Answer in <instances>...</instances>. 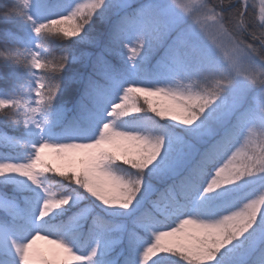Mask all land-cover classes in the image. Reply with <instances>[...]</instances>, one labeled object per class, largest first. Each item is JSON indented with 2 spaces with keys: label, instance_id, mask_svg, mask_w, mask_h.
Masks as SVG:
<instances>
[{
  "label": "trees",
  "instance_id": "1",
  "mask_svg": "<svg viewBox=\"0 0 264 264\" xmlns=\"http://www.w3.org/2000/svg\"><path fill=\"white\" fill-rule=\"evenodd\" d=\"M210 1L212 9L220 6L229 9L238 26L240 20L248 24L246 29L250 34L245 35L239 28L238 35L255 39L257 45L260 39L264 40V25H249L251 21L242 15L241 1ZM65 3L66 0H0V96L15 98L25 93L29 97L28 105L0 107V155L22 160L29 158L28 142L40 138L41 134L40 129L32 124L37 104L39 117L48 125V140L80 136L97 128L102 124L108 106H111L107 113L112 126L138 124L142 137L154 138L102 154V163L127 182L123 196L119 191L108 195L97 193L90 188L82 171L60 169L43 159L46 166L42 171L43 185L56 200L58 211L40 222L33 220L38 212V192L19 186L0 170V193L12 204L11 211L0 209V224L19 235L29 233L37 226L40 231L61 234L80 247L88 243L97 225L102 244L101 249L93 254V264H134L142 240L132 232L117 236L122 225L116 222L120 215L115 214L129 212L145 200L142 214L129 224L145 238L155 241L153 257H156H152L150 264L227 262L248 245L263 216L254 217L245 224H229L223 240L193 237L189 244L168 246L150 230L152 223L171 225L175 215L170 209L177 211L178 203L180 206L189 204L193 196L190 189L199 186L205 177L202 172L208 171L226 151L229 145L224 146L223 139L237 126L239 128L240 121L234 120L227 133L220 135L223 138L218 136L204 146L181 174L164 178L155 173L177 151L189 125L183 126L169 118L158 103L135 91L134 86L131 88L134 110L122 111L118 103L110 102L119 78L147 79V74L157 72L160 60L172 66L177 75L185 74L194 87L221 96L226 78L217 59L191 40H174L160 15L144 13L140 26L135 27L132 39H128L126 28L135 16L136 7L114 14L112 0H97L93 6L79 7L71 17L63 16L66 21H57ZM256 4L252 1L250 10ZM231 20L226 21L230 29ZM134 60L135 68L132 67ZM187 104L197 123L194 128L209 122L216 112V106L205 102ZM250 158L246 152L245 155L226 157L225 166L219 169L213 185L219 184L220 189L229 188L227 174L240 176L248 168ZM226 169L229 172H225ZM149 183L158 187L151 198L146 190ZM213 185L194 200L196 210L204 212L217 199ZM163 192L165 196L161 195ZM80 210L72 225H64ZM263 258L264 243L249 262L257 264ZM15 260L0 250V264H11ZM46 264L71 263L63 257L59 262L48 260Z\"/></svg>",
  "mask_w": 264,
  "mask_h": 264
},
{
  "label": "rangeland",
  "instance_id": "2",
  "mask_svg": "<svg viewBox=\"0 0 264 264\" xmlns=\"http://www.w3.org/2000/svg\"><path fill=\"white\" fill-rule=\"evenodd\" d=\"M237 1L243 3L242 15L244 19L251 21L249 25H264V0ZM252 1L257 4L250 10ZM96 3L97 0H66L57 21L64 22L66 20L63 16L71 17L79 7L85 8ZM211 3L210 0H112L111 10L114 14L131 7L137 9L126 28L129 31L125 34L128 39H132L133 31L136 26H140L144 13L160 15L164 27L174 40H191L203 46L213 55V59H217V65L226 78L222 95H212L211 92L194 87L185 74L177 75L172 66L160 60L157 72L147 74V79H118L117 86L110 95V102L118 103L122 111L135 108L131 92L134 86L135 91L158 103L161 111L169 118L183 126L189 125L177 151L156 171V176H178L189 167L204 146L221 134H226L234 120L240 121L239 128L237 126L236 130L223 139L224 146L229 145L226 147V153L220 155L208 171L202 172L205 177L199 186L190 189L193 196L189 204L180 206L178 203L175 208L177 211L170 209V213L175 215L172 224H151V233L168 246L189 244L193 237H216L223 240L229 224H245L254 217H264V40L260 39L258 45L255 39L248 40L245 36L250 34L246 29L248 24L240 20L238 26L229 9L220 6L215 10L210 8ZM223 14L227 22L233 17L230 22L231 29L227 26ZM239 28L244 30L245 35H238ZM262 34L264 35V31ZM251 42L253 44H250ZM133 63L132 67L135 68L136 61ZM34 95L37 96V92ZM28 100L29 97L25 93L15 98L0 96V107L28 105ZM36 101L38 102L37 99ZM188 102H205L216 106V112L209 122L194 128L196 121ZM110 107L105 108L106 116L97 128L81 133L80 136L54 141L46 138L48 125L39 117L40 108L37 104L32 124L40 129L41 134L40 138L28 142L29 158L22 160L0 155V170L8 178L19 186L24 185L38 192V212L33 219L35 222L52 217L58 211L56 200L43 185L42 171L46 168L43 159L60 169L82 171L89 180L90 188L97 193L108 195L119 191L120 196L125 194L127 182L102 163V154L114 148L122 149L123 146L134 142L153 140L154 137L140 136L142 129L138 124L112 126L107 113ZM245 152L246 155H251L248 168L240 176L227 174L229 188L220 189L219 184L215 187L213 179L217 178L219 169L225 166V158L235 154L245 155ZM225 172H229V169ZM212 185L217 190V199L204 212L196 210L194 200ZM157 188L149 183L147 196L151 198ZM161 195L165 196V192ZM174 199L177 201V196H174ZM145 206V200H142L131 211L115 214L120 215L116 222L122 225L117 236L123 233L129 235V232H132L133 236L136 235L142 240L143 244L134 264H150L156 250L155 241L145 238L130 225L133 218L140 217ZM0 209H12V204L3 193H0ZM80 212L81 210L76 212L64 225H72L73 219L79 216ZM263 243L264 219L253 232L248 245L222 264H254L249 262V259ZM101 244V231L97 225L88 243L80 247L61 234L39 231L37 226L33 231L19 235L0 224V250L16 258L15 261H10L11 264H46L48 260L59 262L63 257L71 264H93V254L101 249ZM257 264H264V258Z\"/></svg>",
  "mask_w": 264,
  "mask_h": 264
}]
</instances>
